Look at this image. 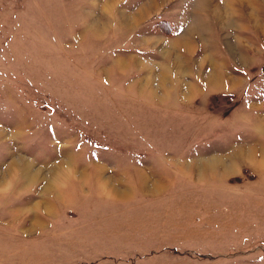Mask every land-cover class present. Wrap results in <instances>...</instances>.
Here are the masks:
<instances>
[{
  "label": "rangeland",
  "instance_id": "rangeland-1",
  "mask_svg": "<svg viewBox=\"0 0 264 264\" xmlns=\"http://www.w3.org/2000/svg\"><path fill=\"white\" fill-rule=\"evenodd\" d=\"M262 128L264 0H0V264H264Z\"/></svg>",
  "mask_w": 264,
  "mask_h": 264
},
{
  "label": "bare ground",
  "instance_id": "bare-ground-1",
  "mask_svg": "<svg viewBox=\"0 0 264 264\" xmlns=\"http://www.w3.org/2000/svg\"><path fill=\"white\" fill-rule=\"evenodd\" d=\"M262 129H264V128H262ZM251 152H252L251 154H256V153H258V151L256 152V150H252ZM260 156H261V154H260Z\"/></svg>",
  "mask_w": 264,
  "mask_h": 264
},
{
  "label": "crops",
  "instance_id": "crops-1",
  "mask_svg": "<svg viewBox=\"0 0 264 264\" xmlns=\"http://www.w3.org/2000/svg\"><path fill=\"white\" fill-rule=\"evenodd\" d=\"M211 74H212V73H211ZM211 74H210V75H211Z\"/></svg>",
  "mask_w": 264,
  "mask_h": 264
}]
</instances>
